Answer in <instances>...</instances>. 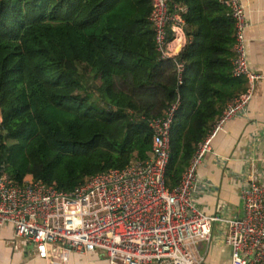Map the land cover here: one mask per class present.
Masks as SVG:
<instances>
[{"label": "trees", "instance_id": "1", "mask_svg": "<svg viewBox=\"0 0 264 264\" xmlns=\"http://www.w3.org/2000/svg\"><path fill=\"white\" fill-rule=\"evenodd\" d=\"M184 5L192 37L160 57L151 0H0V171L71 191L95 173L152 155L149 119L177 104L167 185L177 186L224 105L234 20L221 0Z\"/></svg>", "mask_w": 264, "mask_h": 264}, {"label": "built area", "instance_id": "2", "mask_svg": "<svg viewBox=\"0 0 264 264\" xmlns=\"http://www.w3.org/2000/svg\"><path fill=\"white\" fill-rule=\"evenodd\" d=\"M171 0H151L150 21L161 58L176 59L192 37L183 11ZM234 20L232 75L245 78L246 88L232 97L199 143L180 183L167 185L171 157V126L177 104L163 116L149 119L153 130L152 155L135 157L123 168L90 175L71 191L27 174L21 181L0 171V227L14 228L15 247L30 245L47 264H66L68 251L101 249L111 264H204L201 243L212 239L213 224L228 227L231 264H264V155L257 147L247 156L241 184V216L208 214L199 208L198 168L211 149L212 139L227 121L243 114L257 93L263 75L247 59L246 29L250 20L243 0H221ZM179 83L185 62H175ZM254 145L260 141L258 135ZM258 163L261 166H258Z\"/></svg>", "mask_w": 264, "mask_h": 264}, {"label": "crops", "instance_id": "3", "mask_svg": "<svg viewBox=\"0 0 264 264\" xmlns=\"http://www.w3.org/2000/svg\"><path fill=\"white\" fill-rule=\"evenodd\" d=\"M243 2L250 20V26L246 29L248 64L264 76V0ZM177 6L185 12L184 5ZM233 35L231 50L234 53L235 30ZM232 59L233 57L231 62ZM243 79L246 88L247 81ZM258 135L260 141L254 145L256 143L254 137ZM253 147H257L258 156L264 155V77L258 82L257 93L246 111L227 121L223 129L212 139L211 149L204 155L198 174L206 186H201L200 193L196 194L200 209L208 214L242 215L240 189L246 179L245 168L249 166L246 158L252 153ZM258 166L261 164L258 163ZM227 233V225L219 221L214 222L211 241L201 243V253L206 257L204 264L209 258L217 259L221 264H231V245L227 243ZM14 235V228L11 225L0 227V264H47L45 260L35 255L32 246L15 247ZM66 264L111 263L103 250L95 249L68 251Z\"/></svg>", "mask_w": 264, "mask_h": 264}, {"label": "rangeland", "instance_id": "4", "mask_svg": "<svg viewBox=\"0 0 264 264\" xmlns=\"http://www.w3.org/2000/svg\"><path fill=\"white\" fill-rule=\"evenodd\" d=\"M0 119H1V115H0ZM208 243V242H207ZM206 264H221L220 262L217 261V259L215 260L214 258H212L210 260V258L208 259V261L206 262Z\"/></svg>", "mask_w": 264, "mask_h": 264}]
</instances>
